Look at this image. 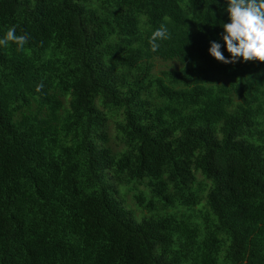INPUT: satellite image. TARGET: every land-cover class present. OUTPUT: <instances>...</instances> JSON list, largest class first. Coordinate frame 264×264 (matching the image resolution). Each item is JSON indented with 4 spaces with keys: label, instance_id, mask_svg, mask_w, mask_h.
Instances as JSON below:
<instances>
[{
    "label": "trees",
    "instance_id": "16d2710c",
    "mask_svg": "<svg viewBox=\"0 0 264 264\" xmlns=\"http://www.w3.org/2000/svg\"><path fill=\"white\" fill-rule=\"evenodd\" d=\"M226 3L0 0V264H264V61L209 53Z\"/></svg>",
    "mask_w": 264,
    "mask_h": 264
},
{
    "label": "clouds",
    "instance_id": "9594fccd",
    "mask_svg": "<svg viewBox=\"0 0 264 264\" xmlns=\"http://www.w3.org/2000/svg\"><path fill=\"white\" fill-rule=\"evenodd\" d=\"M225 7L230 19L222 23L221 38L230 55H224L222 44L217 40L210 41L209 53L226 64L257 59L264 61V0H227ZM16 28L12 25L0 36V47L14 42L18 50L24 48L28 35L17 34ZM167 38V26L161 24L149 37L152 50L156 51L160 47L159 41ZM42 87L38 84L37 90Z\"/></svg>",
    "mask_w": 264,
    "mask_h": 264
},
{
    "label": "rangeland",
    "instance_id": "374dc122",
    "mask_svg": "<svg viewBox=\"0 0 264 264\" xmlns=\"http://www.w3.org/2000/svg\"><path fill=\"white\" fill-rule=\"evenodd\" d=\"M158 66L161 67L162 66V63L160 62ZM131 194L132 193H129L128 196H127L128 204H131L135 208Z\"/></svg>",
    "mask_w": 264,
    "mask_h": 264
}]
</instances>
